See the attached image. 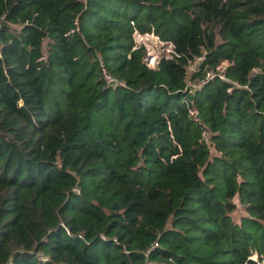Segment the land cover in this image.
<instances>
[{"label": "trees", "instance_id": "1", "mask_svg": "<svg viewBox=\"0 0 264 264\" xmlns=\"http://www.w3.org/2000/svg\"><path fill=\"white\" fill-rule=\"evenodd\" d=\"M134 31L173 53L147 67ZM252 253L264 258V0H0V264Z\"/></svg>", "mask_w": 264, "mask_h": 264}, {"label": "built area", "instance_id": "2", "mask_svg": "<svg viewBox=\"0 0 264 264\" xmlns=\"http://www.w3.org/2000/svg\"><path fill=\"white\" fill-rule=\"evenodd\" d=\"M152 37L156 41L158 45H160V53L156 56H151L149 53H147V50L145 49V46L142 42L143 38L146 37ZM133 40L136 46H142L144 48V55L142 58V61L145 63L147 67L153 68L156 64L157 59L160 56H169L172 52L171 45L165 41L160 40L156 35L149 33H138L136 31L133 32ZM140 40V41H138ZM138 41V42H137ZM212 77L210 73L207 74V78ZM219 77L222 78V74L219 75ZM101 78L103 79L104 83L110 86H122L123 82L121 80H118L112 76H110L104 69L101 68ZM42 259V258H40ZM248 259L253 262V264H264V258L257 257L254 253L250 254L248 256Z\"/></svg>", "mask_w": 264, "mask_h": 264}, {"label": "rangeland", "instance_id": "3", "mask_svg": "<svg viewBox=\"0 0 264 264\" xmlns=\"http://www.w3.org/2000/svg\"><path fill=\"white\" fill-rule=\"evenodd\" d=\"M140 41V40H138ZM137 41V42H138ZM142 42L145 46V49L147 50V53H149L151 56H156L160 53V45H158L156 43V41L154 40V38L148 36L146 38L142 39ZM197 59L193 60L192 62H190L189 66L187 67V72H191L195 65H196ZM196 83L192 82L191 86H195ZM243 214V209L241 206L237 205L236 210H234V212L232 213V219L234 221H237L238 217Z\"/></svg>", "mask_w": 264, "mask_h": 264}, {"label": "water", "instance_id": "4", "mask_svg": "<svg viewBox=\"0 0 264 264\" xmlns=\"http://www.w3.org/2000/svg\"><path fill=\"white\" fill-rule=\"evenodd\" d=\"M195 119L197 120L199 125H202V117L199 114H194Z\"/></svg>", "mask_w": 264, "mask_h": 264}]
</instances>
